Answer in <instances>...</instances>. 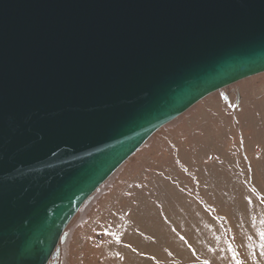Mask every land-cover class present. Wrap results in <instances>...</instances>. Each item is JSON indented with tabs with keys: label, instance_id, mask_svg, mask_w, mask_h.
<instances>
[{
	"label": "water",
	"instance_id": "obj_1",
	"mask_svg": "<svg viewBox=\"0 0 264 264\" xmlns=\"http://www.w3.org/2000/svg\"><path fill=\"white\" fill-rule=\"evenodd\" d=\"M262 72L264 0H0V264H56L157 129Z\"/></svg>",
	"mask_w": 264,
	"mask_h": 264
},
{
	"label": "rangeland",
	"instance_id": "obj_2",
	"mask_svg": "<svg viewBox=\"0 0 264 264\" xmlns=\"http://www.w3.org/2000/svg\"><path fill=\"white\" fill-rule=\"evenodd\" d=\"M65 232L56 264H264V72L157 129Z\"/></svg>",
	"mask_w": 264,
	"mask_h": 264
},
{
	"label": "bare ground",
	"instance_id": "obj_3",
	"mask_svg": "<svg viewBox=\"0 0 264 264\" xmlns=\"http://www.w3.org/2000/svg\"><path fill=\"white\" fill-rule=\"evenodd\" d=\"M133 155V154H132Z\"/></svg>",
	"mask_w": 264,
	"mask_h": 264
}]
</instances>
